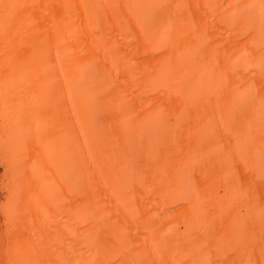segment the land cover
I'll return each mask as SVG.
<instances>
[{"label":"bare ground","instance_id":"6f19581e","mask_svg":"<svg viewBox=\"0 0 264 264\" xmlns=\"http://www.w3.org/2000/svg\"><path fill=\"white\" fill-rule=\"evenodd\" d=\"M0 264H264V0H0Z\"/></svg>","mask_w":264,"mask_h":264}]
</instances>
